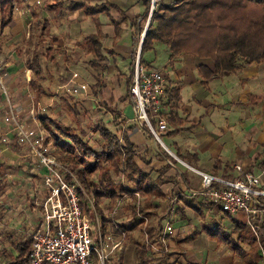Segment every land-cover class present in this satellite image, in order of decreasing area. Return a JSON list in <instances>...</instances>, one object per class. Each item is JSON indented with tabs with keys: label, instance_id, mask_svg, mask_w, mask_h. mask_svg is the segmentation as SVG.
<instances>
[{
	"label": "crops",
	"instance_id": "crops-1",
	"mask_svg": "<svg viewBox=\"0 0 264 264\" xmlns=\"http://www.w3.org/2000/svg\"><path fill=\"white\" fill-rule=\"evenodd\" d=\"M70 1L77 3L78 6L72 8L68 5ZM97 3L102 4L101 11L88 14L86 8ZM139 5L145 7L143 0L13 1L11 18L4 27L0 28V70L4 71L1 74L4 85L1 86L0 91L1 163L4 158L21 161L20 164L26 173L40 177L41 185L42 172H33L30 166V158L36 162L35 158L32 157L33 155H27L28 150L14 141L13 132L8 137L10 140L6 142L8 146L14 147L13 151L1 141L10 133V126L3 121V117L11 111L16 112L23 126L40 129L36 117L28 114L27 119L24 120L21 115L29 104L28 99L31 101L30 105L38 110L37 106L45 108L43 102L46 94H50L45 82L46 73L40 65V48L45 45V48L51 50L57 47L64 52L71 50L70 53L76 55L74 59L79 58L81 53L78 50H81L84 52L82 58L87 64L95 68H110L121 74L125 78V84H128L133 42L128 43L127 40L122 39L118 31L120 25L125 28L129 26L128 29L131 35L133 34L136 21L141 19ZM86 34H99V49L102 54L99 61L95 59V53L89 49L87 43H83ZM163 46L167 53V62L171 67L168 73H161L164 92L162 106L166 128L160 136L163 138L161 141L165 150L156 145L147 131L124 116L123 109L128 105L131 107L129 96L118 100L121 104L125 103L123 108L121 106L119 108L122 115L120 126L121 129H126L118 133V138L122 141L123 132L129 137L134 146L136 163L144 171L149 172L151 179L158 175L159 169L167 165L163 172L164 182L160 186L162 195L152 194L155 196L154 200L160 201L165 194L166 197L171 198L169 202H173L174 210L182 212L194 213L191 206L186 203V197L193 199L194 203L191 204L197 206L198 211L208 206L217 209V204L203 205L210 200L198 193L201 190V173L211 174L222 184L237 175V171L232 168L236 162L254 173H260L262 167L259 165L264 162V64L249 63L233 72H219L215 77L202 82L196 67L204 63L212 68V60L190 53L170 56L168 47L165 44ZM34 52L37 53V61L42 68L41 74L44 77L42 83L46 86V92L39 100H36L35 91L30 83L33 77L32 71L26 64V60ZM46 55L48 52L45 51L44 56ZM51 56L53 54H50ZM117 57H121L125 65L120 67ZM64 58L61 53L63 74L68 72ZM109 58L112 59V65L109 64ZM93 59L94 61L91 62ZM142 62L149 68L157 69L150 61L142 59ZM69 63L71 65L74 62ZM174 87H177L178 95L175 100L170 99L169 96V89ZM82 92L79 95L84 99L85 90ZM44 113L45 111L42 112ZM136 133L137 136L134 135ZM141 160L144 162L142 163ZM40 169L38 167V170ZM263 176L264 173L261 178ZM120 182L125 183L124 179ZM129 186L132 187L130 184ZM41 189L42 198L43 185ZM260 191L264 192L263 189ZM139 194L142 192L138 190L123 192L120 195L119 210L124 214L128 204L134 203L137 206L141 202ZM41 198L39 200H42ZM153 199L148 201L149 206H153ZM158 201H153V204H158ZM40 202L36 203L39 209ZM240 214L243 215L239 212L233 217L239 216L245 221V218H242L244 215L241 217Z\"/></svg>",
	"mask_w": 264,
	"mask_h": 264
},
{
	"label": "trees",
	"instance_id": "trees-1",
	"mask_svg": "<svg viewBox=\"0 0 264 264\" xmlns=\"http://www.w3.org/2000/svg\"><path fill=\"white\" fill-rule=\"evenodd\" d=\"M13 1L0 0V28L4 27L11 18ZM143 3L145 7L140 16L141 19L136 21L132 35L133 47L138 41L149 10V0H143ZM68 5L72 8L78 6L72 1ZM101 7L102 4L97 3L87 7L86 10L92 15L101 11ZM149 18L140 43L141 53L143 49L149 48L153 41H159L168 47L170 56L190 53L201 58L207 57L213 62L212 68L204 63L196 67L202 82L215 77L219 72H233L249 63L264 64V0L157 1ZM83 43H87L89 49L94 51L95 59L99 60L102 57L99 49V34H86L83 37ZM37 59V53L34 52L26 60V64L32 71L33 77L30 83L35 91L36 100H39L46 92V86L42 83L44 77ZM93 61L94 59L91 62ZM131 70L132 67L130 74ZM169 91L170 99L175 100V97H178L177 87L170 88ZM92 93L96 94L97 91L93 90ZM64 95L72 94L64 93ZM74 106L72 104L69 109L75 111ZM74 115L78 116L77 112ZM39 124L46 133L45 140L49 138L53 140V152L57 160L74 171L81 183L83 190H79L81 210L88 212L89 199H91L95 212L97 211L100 219L105 221L106 229L116 233L123 231L121 246L116 250L117 264H124L123 250L127 244L133 246L132 254L135 256V264H159L163 259L160 257L158 261H153L149 249L152 243L161 246L159 234H157L161 226L146 225L144 227L146 237L140 240L135 236L132 237L130 233L135 227L142 225L141 215H149V212H152L148 209V202L143 206L128 204L124 211L127 217L113 224L110 216L102 215L99 200L107 197L114 202L118 196L129 190H138L146 195L149 193L162 195L160 186L164 182L163 172L167 165L159 169L158 175L151 179L149 172L144 171L136 163L134 146L129 137L123 132L120 142L118 133L110 131L100 119L94 125V131L101 138L99 148H94L81 139L80 133L84 134L83 132L78 133L74 129L71 131L69 126L60 123L46 112L39 117ZM13 138L15 141L14 133ZM112 174L116 176L122 174L124 180L132 187L122 183L116 185L112 180ZM219 185L221 183L215 181L210 186ZM261 198L264 203V195H261ZM185 201L194 213L198 212L197 206L191 204L194 203L192 198L186 197ZM211 204L215 203L209 201L203 205ZM217 209L220 207L217 206ZM88 213L93 216L90 210ZM227 215L233 223L232 230L226 231L215 224L213 227L206 228L208 235L225 241L231 251L240 255L246 264H264V223H254L251 227L246 221L237 220L228 213ZM155 231L157 233L154 239L152 234ZM232 233L235 235L233 236ZM192 235L185 238L189 239ZM4 238L9 242L10 248H5L4 245L0 247V264H26L31 235L21 234L15 240L11 235L4 234Z\"/></svg>",
	"mask_w": 264,
	"mask_h": 264
},
{
	"label": "rangeland",
	"instance_id": "rangeland-1",
	"mask_svg": "<svg viewBox=\"0 0 264 264\" xmlns=\"http://www.w3.org/2000/svg\"><path fill=\"white\" fill-rule=\"evenodd\" d=\"M158 1L166 2L168 0ZM139 6V13L142 14L144 6ZM145 21L146 17L144 23ZM128 28L129 26L125 28L120 25V31H118V34L122 39L124 38L130 43L132 42L133 34L131 35ZM133 50L131 51V57ZM40 51V65L46 73L45 82L50 94H46L45 101L43 102V104H45L44 110H36V107L30 105L31 101L28 99L29 101L27 103L29 104H27L28 106L25 112L21 114L24 117V120H26L28 114H30L36 117V120L39 123V117L42 112L45 111L60 123L69 126L71 131L74 129L78 133L83 132L84 134L80 133L81 139L94 148H99V143L101 142L98 133L94 131V125L97 120H102L105 126L112 132L120 133L121 131L126 130L121 129L120 126L122 115L121 109L119 108L120 106L123 108L125 103L121 104V101L119 103L118 100L125 99L129 95L126 93L127 84H125V78H123L121 74L110 68H95V66L87 64V61L82 58L84 57V52L81 50H78L79 53H81L78 59H74L76 55L71 54V50L64 52L63 50H60V48L58 49V47L51 50L50 48H45V45H43L40 48ZM45 51L48 52V55L46 56H44ZM61 53L65 56L64 61L67 62L64 65H66V71L68 72H65L64 74L62 73ZM50 54H53V56L50 57ZM142 59L150 61L155 68L161 71V73L165 74L171 70L169 62H167L165 47L161 42H152L150 48L143 49L141 53V61ZM116 60H118L117 62L120 67L125 65V61H123L121 57H117ZM72 61L74 63L69 65V62ZM109 64H113L111 58H109ZM174 65L176 66V64ZM72 71L76 72L78 79H81L82 82L86 84L84 99L80 98V95L83 93L82 91L78 92L80 95L72 94L70 96L64 95V92L62 91V87L64 84L68 83V78ZM59 72H61V74H59ZM3 73L4 71L0 70V91L1 86L4 85L1 75ZM93 90L97 91V93L93 94ZM72 104L75 105L73 107L75 111L69 109ZM21 108L24 109L25 107ZM75 112H77L78 116L74 115ZM132 112V107H130V105L123 109V114L127 119H131ZM38 125L40 128L38 131L41 135L45 136L46 133L43 130V127L40 124ZM164 130L163 132H165ZM12 132L13 130L10 128L8 136H4L5 138L3 137L1 139L5 145H7L6 142L8 139L10 140L8 137L11 136ZM147 133L154 139V142L160 149L162 148L165 150L161 141L162 136L159 135L160 138L156 141L149 132ZM134 135L137 136L138 133ZM47 140L53 144L51 138ZM119 141L121 142V140ZM6 147L11 151L14 150V147L8 145ZM27 152V155H31L29 150ZM139 153L142 154V152ZM138 156L137 151V157ZM137 159L139 160V158ZM2 161L3 164L0 161V170L2 171L3 169L4 172L0 174V247L4 245L5 248H10L9 242L4 238V234L11 235L12 238L16 240L19 235L30 234L32 231L40 228L42 218L40 209L37 207L36 203L41 201L39 199L42 195V189L40 185V177H37V175L35 176L32 173H26V171L23 170L24 168H22L23 166L20 164L21 161L7 158H4ZM30 161V166L33 172H42L41 169L38 170L39 166L32 158H30ZM141 162L143 163L144 161L141 160ZM259 166L262 167L263 164H260ZM93 176H95V174ZM262 178L261 186L257 188L264 190V176ZM121 179H124L122 174H119L118 176L112 174V180L116 185L121 183ZM124 182L125 185H129L125 180ZM139 196L142 203L140 202L137 204L138 206H143L150 199L155 198V196H152V193L146 195L142 192ZM160 199V201H158V199L152 200L153 206L148 207L149 211L152 212H149V215L140 214L143 217L142 225L135 227L134 230L130 232L132 237L135 236L140 240L141 238L143 239V237H146L144 228L146 225L158 224V226H161L160 231L158 233L155 231L152 234L155 239V233L160 234L162 232V224L165 219H168V223L172 226V231L171 233L164 234V245L160 241L161 246L154 243V247H150L149 252L151 251L150 254L153 256V261H158L161 257L163 260L160 261L159 264H246L245 261L241 259L240 255L231 251L225 241L223 242L216 236L208 235L206 232V228L213 227L215 224H218L220 228H224L226 231H231L233 223L230 221V216H228L227 213L209 206L206 207V209L203 208L202 211L199 210L197 213H192L190 211L182 212L180 210H174L172 207L173 202H169L171 198L166 197L165 194ZM120 201V196H118L114 202L108 200L107 197L100 198L99 206L102 215L104 216L106 213V215L110 216L113 222H117L121 218L127 217L126 214H123V212L119 210L121 206ZM153 201H158V204H153ZM206 202L208 203L209 201ZM168 206L169 209L167 210ZM112 210L116 213H113ZM240 215L242 217L244 213L243 215ZM234 218L241 220L239 216ZM242 218L248 220L251 217L244 215ZM252 222L256 224L264 223V211L254 217ZM189 235H192V237L186 239L185 237ZM232 235L234 236L235 233H232ZM242 246L247 248L244 244H242ZM116 255V251L111 253L108 256L109 258L106 264H117ZM123 256L124 264H135V256L132 254V246L130 244L124 246Z\"/></svg>",
	"mask_w": 264,
	"mask_h": 264
},
{
	"label": "built area",
	"instance_id": "built-area-1",
	"mask_svg": "<svg viewBox=\"0 0 264 264\" xmlns=\"http://www.w3.org/2000/svg\"><path fill=\"white\" fill-rule=\"evenodd\" d=\"M158 0H149V10L138 41L133 47L131 57L132 70L127 93L131 101L133 114L131 119L149 132L155 140L166 128L162 98L163 77L160 70L149 68L141 61L140 43L143 31L149 21V15ZM68 83L62 91L66 94H78L85 90L86 84L78 79L76 72H70ZM38 110L44 107L37 106ZM15 134V141L30 151L37 165L41 168V185L44 193L40 205L41 225L30 233V251L26 264H106L108 256L118 250L123 238V231L113 232L106 229L89 199V210H81L79 190H82L75 172L57 160L54 145L33 127L21 124L13 111L3 117ZM264 163V162H263ZM232 168L237 175L219 186H210L216 179L209 173H201V190L198 193L217 204L221 211L234 216L239 212L251 218L245 220L251 227L253 218L261 213L264 206L261 195L260 173L244 169L235 163ZM83 191V190H82ZM113 213L114 210H112ZM114 224V222H113ZM159 240L164 245V234L171 233L172 226L168 219L162 224ZM154 247V244H151Z\"/></svg>",
	"mask_w": 264,
	"mask_h": 264
}]
</instances>
